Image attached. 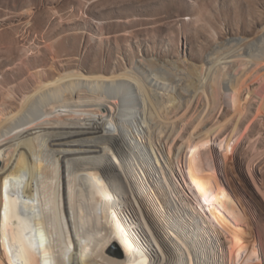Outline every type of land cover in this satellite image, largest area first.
<instances>
[{
	"label": "bare ground",
	"instance_id": "obj_1",
	"mask_svg": "<svg viewBox=\"0 0 264 264\" xmlns=\"http://www.w3.org/2000/svg\"><path fill=\"white\" fill-rule=\"evenodd\" d=\"M258 33L200 63L68 70L40 79L18 109H0V264H214L199 238L234 240L237 229L243 264H264L255 221L264 205L241 171V139L228 146L264 117V95L246 98L251 81L264 82ZM130 93L146 102L130 111L145 131L142 167L118 140L127 127L118 104ZM229 99L236 110L220 118ZM233 240L215 264H236Z\"/></svg>",
	"mask_w": 264,
	"mask_h": 264
},
{
	"label": "rangeland",
	"instance_id": "obj_2",
	"mask_svg": "<svg viewBox=\"0 0 264 264\" xmlns=\"http://www.w3.org/2000/svg\"><path fill=\"white\" fill-rule=\"evenodd\" d=\"M263 29L264 0H0V109H18L40 79L68 70L112 74L143 65L144 60L165 63L186 55L200 63L215 57L228 39L255 38ZM250 88L247 99L264 95V82L253 80ZM139 95L130 93L118 104L120 118L127 122L118 140L126 154L138 155L134 160L142 167L149 163L147 152L138 149L145 131L131 110L136 105L146 107ZM76 97L91 99L80 93ZM226 103L219 117L236 110L230 99ZM107 104L115 105L111 99ZM248 126L246 121L228 146L241 139V171L264 205V117ZM213 163L210 157L208 165ZM255 221L258 228L264 224L262 212ZM233 234L234 240L199 238V254L209 252L214 264L219 263L223 256L219 248H228L233 240L239 251L236 264H243L246 242L238 229Z\"/></svg>",
	"mask_w": 264,
	"mask_h": 264
}]
</instances>
